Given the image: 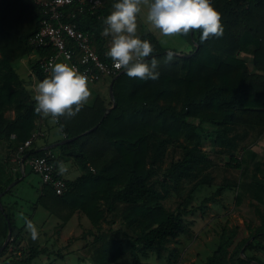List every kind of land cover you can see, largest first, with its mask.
<instances>
[{
    "label": "trees",
    "instance_id": "obj_1",
    "mask_svg": "<svg viewBox=\"0 0 264 264\" xmlns=\"http://www.w3.org/2000/svg\"><path fill=\"white\" fill-rule=\"evenodd\" d=\"M210 2L221 15L222 36L201 43L199 31L179 35L191 50L164 63L168 50L153 33L142 32L139 37L152 44V56L160 61L159 78H130L123 71L109 78L114 102L96 94L73 118H59L63 139L52 149L53 161L56 165L71 161L82 174L67 179L62 195L41 183L42 198H53L70 210L59 227L72 215L89 220L91 227L79 238L84 242L82 261L119 264L130 254L134 264H149L154 256L173 264L179 251L171 247L190 234L189 217L199 210L205 213L209 204L233 191L236 204L247 203L253 217L245 218L243 228L223 225L217 247L204 264H264V155L254 148L264 136V74L250 72L249 60L242 56L264 65V0ZM65 10L64 20L89 33L105 58L102 32L110 15L105 7L94 15L79 12L77 6ZM42 19V7L35 0H0V142L14 138L18 151L39 131L42 115L36 113V101L14 63L38 51L40 60L32 71L40 82L50 76L41 63L55 53L54 48L30 44ZM190 120L213 126L215 155L225 158L222 168L238 173L232 180L224 178L198 206L197 190L214 186L220 164L203 147L177 146ZM44 153L26 148L23 154L28 159ZM14 189L6 195L14 194ZM5 190L0 184V194ZM174 198V206H169ZM1 202V241L8 235V220L12 238L0 258L33 264L49 253L48 247L25 242L11 214L15 203L3 198Z\"/></svg>",
    "mask_w": 264,
    "mask_h": 264
},
{
    "label": "rangeland",
    "instance_id": "obj_2",
    "mask_svg": "<svg viewBox=\"0 0 264 264\" xmlns=\"http://www.w3.org/2000/svg\"><path fill=\"white\" fill-rule=\"evenodd\" d=\"M172 41L168 38L166 43H172ZM242 56L251 60V57L247 54ZM250 64L251 66H260V69L264 67L263 64L253 61H250ZM259 72L261 71L259 70ZM213 130L211 124H200L198 120H190L182 137L177 141L179 148L184 146L203 147L220 164L215 172L214 186H202L197 190L195 194L196 206L213 194L224 178L232 180L238 174L234 170L222 168L221 164L223 165L226 161L225 158L216 156L214 153ZM253 137L249 139V143L254 141L255 138ZM254 148L264 155V136L258 139ZM38 184L39 178L30 173L26 181L15 187L14 195L8 198L18 201L15 208L12 209V214L15 215L16 219L14 224L19 228H23V234H29L28 242L49 249V253L38 257L33 264H92L89 261L80 260L81 247L84 242L79 238L84 230L91 227L89 220L87 218L79 219L77 216L72 215L65 225L59 227L70 210L54 202L53 198L40 199V194L35 189ZM8 199L6 198V200ZM168 202L169 206H174L176 201L174 198ZM34 204L37 205L36 209H33ZM246 217H253L250 207L247 203L238 206L235 201V192L228 191L220 199V202L209 204L208 208L205 209V213L199 210L189 217L192 226L190 234L182 236L179 244H173L171 247L177 248L179 251L178 259L173 264H204L217 247L222 226L230 223L231 225H240L243 228ZM26 220H31L36 226L37 239L34 240L27 230ZM168 254V251H163V255ZM147 262L149 264H169L166 259L157 260L155 256ZM0 264H3L1 259ZM119 264H134L133 257L126 254L120 259Z\"/></svg>",
    "mask_w": 264,
    "mask_h": 264
},
{
    "label": "clouds",
    "instance_id": "obj_3",
    "mask_svg": "<svg viewBox=\"0 0 264 264\" xmlns=\"http://www.w3.org/2000/svg\"><path fill=\"white\" fill-rule=\"evenodd\" d=\"M142 5L148 8L147 21L165 37L199 31L203 43L223 34L221 15L210 0H119L104 20L102 35L112 36L106 57L130 78L157 80L160 75V61L152 56V44L137 35V15ZM149 57L150 61L145 59ZM174 58L175 53L169 51L164 63H171ZM48 71L50 76L34 85L36 113L52 117L54 123H59L60 117L73 118L90 97L86 75L65 63H50ZM60 169L64 171L63 164ZM25 223L32 238L37 239L36 226L31 220Z\"/></svg>",
    "mask_w": 264,
    "mask_h": 264
},
{
    "label": "built area",
    "instance_id": "obj_4",
    "mask_svg": "<svg viewBox=\"0 0 264 264\" xmlns=\"http://www.w3.org/2000/svg\"><path fill=\"white\" fill-rule=\"evenodd\" d=\"M211 1V0H210ZM43 11L40 29L30 39L35 48L53 47L55 53L41 63L45 74L50 75V63H65L86 75L88 84H95L104 78L117 77L124 69H116L109 57L102 58L98 53L92 36L83 31L76 22L65 21L66 8L77 6L79 12L99 14L104 6L103 0H45L39 3ZM106 54V53H105ZM32 76L37 78L35 72ZM41 133H35L31 139L20 146L15 162L23 163L37 174L44 185L52 186L57 195L67 190V178L58 170L51 150H45L43 156L25 158V149L30 147ZM21 256V252H17Z\"/></svg>",
    "mask_w": 264,
    "mask_h": 264
},
{
    "label": "crops",
    "instance_id": "obj_5",
    "mask_svg": "<svg viewBox=\"0 0 264 264\" xmlns=\"http://www.w3.org/2000/svg\"><path fill=\"white\" fill-rule=\"evenodd\" d=\"M35 1L40 3L45 0H35ZM118 2L119 0H103L104 7L109 14H111V12L114 11L113 5ZM147 13H148L147 6L142 5L141 12L137 15V35L138 36L142 32H151L158 38L160 43L167 50L176 51L179 53H184V52L187 53L191 50V45L187 42H185L184 44V40L180 36H178L180 38H177L176 36H172V37L163 36L158 29H155L147 21ZM168 38L173 40L172 43H166V40ZM103 40L105 41V47L107 48V50H109L112 36L111 35L104 36ZM95 47L96 49H98V46H95ZM39 60H40L39 52L33 51L32 53L20 58L14 63V66L18 74L25 81L26 87L33 97L35 95L34 85H36L40 81L38 78H35L32 76V72H33L32 67ZM250 61L251 60L248 61V68L250 72L264 74V67L260 69V66H256V65L251 66ZM259 70L261 72H259ZM110 84L111 83H110L109 78H104L103 80L95 84H88V88L90 90V97L87 100V103L92 102L96 94L100 96H104V97H110ZM37 133H41V135L38 136L34 140L33 144L30 147H28L30 151H33V150L45 151L48 149L55 150V148L60 143H62L61 139H63V136L58 127V123H54L53 118L50 116L49 117L42 116L40 129ZM16 154H18V150L16 149V143H15L14 138H12L10 141L0 142V184L6 187L5 192H3L2 195L0 194L1 195L0 200L1 198H3V200L5 199V201L8 203H15L14 207L11 208V214H12V209L15 208L18 201L8 199L14 194L6 195V192L10 190L11 188L17 187L19 184L26 181L30 173L35 174L23 163L21 164V163L15 162L14 158ZM61 164H63L64 171H61L60 169ZM58 170L68 180H76L82 174L81 170L78 167H76L71 161L60 163L58 165ZM35 175L39 178L38 187H35V189L40 194L39 198L42 199V197L44 196L43 186L41 185L42 182L40 180V177L37 174ZM6 198L8 200H6ZM36 207L37 205L34 204L33 209H36ZM12 217H13V220H16L14 214H12ZM0 226L3 227V222L1 219H0ZM23 235L25 237L26 243L34 245L33 243L28 242L29 234L27 235L23 234ZM26 238H27V241H26ZM4 242L2 243L1 235H0V248L4 244ZM0 259L2 260L3 264H11L9 259H6V258H0Z\"/></svg>",
    "mask_w": 264,
    "mask_h": 264
},
{
    "label": "water",
    "instance_id": "obj_6",
    "mask_svg": "<svg viewBox=\"0 0 264 264\" xmlns=\"http://www.w3.org/2000/svg\"><path fill=\"white\" fill-rule=\"evenodd\" d=\"M169 51H171V50H168L167 52H169ZM172 52L175 53V55L185 56V54H180V53L174 52V51H172ZM110 97H111L112 101L114 102L115 101V96H114V92H113V81L110 84ZM94 129H95V127L90 129L89 131L85 132L84 134H86V133H88L90 131H93ZM1 195H0V197H1ZM0 208H1V210H3V206H2L1 200H0ZM11 238H12V226H11V222L8 220V235L6 237V240H5L4 244L0 248V252L3 251L5 249V247L9 244V241L11 240Z\"/></svg>",
    "mask_w": 264,
    "mask_h": 264
}]
</instances>
